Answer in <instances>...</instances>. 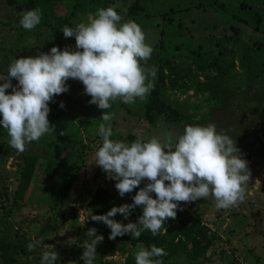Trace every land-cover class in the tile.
Returning a JSON list of instances; mask_svg holds the SVG:
<instances>
[{
  "label": "rangeland",
  "instance_id": "374dc122",
  "mask_svg": "<svg viewBox=\"0 0 264 264\" xmlns=\"http://www.w3.org/2000/svg\"><path fill=\"white\" fill-rule=\"evenodd\" d=\"M25 1L19 0V5L12 6L9 0H0V73L6 74L15 58L36 56L41 51L48 52L54 45L61 50L73 49L69 42L61 39L55 22L76 26L86 22L97 9L118 5L115 10L122 16L121 22H136L145 33L146 42L154 49L147 67L157 69L154 87L159 90L160 97L191 122L201 123L221 104L207 91H197L198 82L220 76L224 86L245 92L248 86L259 89L264 80V50L258 48L264 45L262 0H139L144 9L137 19L126 12L133 0H60L66 2L61 4L52 0V5L49 0H36L45 19L31 31L23 29L19 23L21 14L28 10ZM161 12L168 15L167 23ZM258 17L260 23L257 25ZM161 30H164L162 38ZM223 33H232L229 37L232 39L225 42ZM234 33L240 37H234ZM33 40L35 46L30 43ZM190 40L194 44L189 47ZM218 42L221 52L217 61L207 70L199 71L192 62L195 57L190 50L215 54ZM185 52L188 56H182ZM169 67L179 70V76L190 75V81L186 83L184 77L182 85L176 89H171L167 81L163 86L158 79L159 72L162 70L167 74ZM12 84L16 86L18 82L12 79ZM66 84L68 91L54 96L49 102L48 120L55 131L27 145L23 153L10 147L7 130L0 125V252L4 250V257L12 264H41L44 248L38 246L33 251L27 248L34 238H39L47 245V250L59 254L58 264H84L81 259L83 244L93 238L88 235V229L95 228L104 239L96 247L94 263L122 264L131 249L130 243L108 242L107 226L91 220L90 215L94 213L87 205L97 187L114 192L117 206L132 203V197L139 189L134 188L121 197L115 188L116 182L107 178L101 167L93 165L95 152L102 144L98 126L103 123L101 114L104 110L88 102L91 97L84 92L81 81L69 78ZM10 92V88L6 89V93ZM235 94L236 91L232 94L234 103L223 112L213 111L212 117L218 123L224 124L230 117L233 120L242 112L237 106L242 100ZM148 96L144 100L137 98L134 104H126L131 114L119 107V100L106 110L114 114L110 122L113 129L110 139L128 143L130 135L146 140L170 130L180 132L181 123L168 116L155 115L153 126L141 118V107ZM61 102L63 107H60ZM252 119L251 130L237 146L251 172L245 201L227 210H218L211 196L178 205L179 214L174 220L196 217L207 228L211 243L197 264H236L237 257L245 264H264V129L259 125L260 116L253 115ZM240 133L243 134V130ZM56 146L69 149L70 158L64 172L60 166L56 177L46 182L43 169L48 159L52 156L60 164L61 153L66 151L53 155ZM29 153L39 156L35 176L22 200L11 203L7 193L13 192L18 184L23 164L21 156ZM67 179L72 181V187L61 198V187ZM145 183L146 180L142 181L139 187H144ZM150 195L155 198V193ZM139 212L142 209L135 208L127 219L117 213L115 220L124 224L136 222ZM186 263V258L180 260V264ZM0 264H6L1 253Z\"/></svg>",
  "mask_w": 264,
  "mask_h": 264
},
{
  "label": "clouds",
  "instance_id": "9594fccd",
  "mask_svg": "<svg viewBox=\"0 0 264 264\" xmlns=\"http://www.w3.org/2000/svg\"><path fill=\"white\" fill-rule=\"evenodd\" d=\"M116 7L99 8L86 22L63 27L65 38L75 37L74 49L61 50L54 45L48 52L15 58L6 74L0 73V125L7 130L10 147L23 153L27 145L55 131L48 120L49 102L68 91L69 78L76 79L91 97L88 102L104 110L103 123L98 126L102 144L93 165L116 182L121 197L139 189L132 203L90 215L92 221L103 222L110 229L109 239L125 234L136 239L145 230L153 236L167 233L165 220L176 217L180 202L211 196L218 210L243 203L251 176L248 162L241 157L235 139L217 132L214 124L185 125L179 133L170 130L130 143L110 139L114 114L106 110L118 100L125 104L144 100L154 89L157 71L154 66L147 67L154 49L146 42L145 33L134 21L121 22ZM41 19L42 10L37 7L24 11L19 23L31 31ZM30 43L36 45L34 40ZM12 79L18 85L14 86ZM9 88L11 92L6 93ZM145 180L144 187H139ZM137 207L142 215L136 222L112 219L117 213L127 219ZM88 235L93 238L83 244L81 259L84 264H94L96 247L104 237L95 228H89ZM38 246L44 248L41 264H58L59 254L47 250L43 240L34 238L27 248L33 251ZM166 255L162 247H141L135 253V264H163L159 258Z\"/></svg>",
  "mask_w": 264,
  "mask_h": 264
},
{
  "label": "trees",
  "instance_id": "16d2710c",
  "mask_svg": "<svg viewBox=\"0 0 264 264\" xmlns=\"http://www.w3.org/2000/svg\"><path fill=\"white\" fill-rule=\"evenodd\" d=\"M38 1V0H37ZM50 5H52V0H49ZM58 3H66L65 1L60 0H54ZM10 5H19V0H9ZM24 5L30 9H35V6L37 5L38 8H42L41 5L36 0H26L24 2ZM144 9V6H142L139 2V0H133V2L127 7L126 12L128 16L133 17L134 19L138 18V13L141 11V9ZM53 11V10H52ZM162 18H164V21L167 23L166 19L168 15H166L165 12L160 13ZM147 15H149L147 13ZM166 16V17H165ZM261 17V16H259ZM256 18V24L258 25L260 23V18ZM45 19V18H42ZM56 27L59 28L60 31V37L62 40H65L69 42L73 49L75 48V37H68L65 38L62 32V28L65 26L74 28L75 26L67 23L66 25L62 26L61 22H55ZM232 29V26H231ZM237 29V28H236ZM238 34V30L236 32ZM226 38L225 42L229 41L232 38V33H223ZM237 34L234 33V37L239 38ZM161 38L164 35V30L160 31ZM214 38V36H213ZM222 39V40H223ZM191 41V40H190ZM194 44L190 43L189 47ZM217 53H202L200 54L197 50H190L192 54H194L195 58H192L193 64H195L196 68L199 71L207 70L214 62L217 61L219 53L221 50H219L220 43L217 44ZM188 47V48H189ZM259 49L264 50V45H259ZM257 48V49H258ZM258 49V50H259ZM188 56V52H185L182 56ZM211 60H208V57ZM245 56L248 57L247 50L245 53ZM206 60L208 62H206ZM169 73L165 74L161 70L159 73V81L163 86L165 85V81L168 82L171 89H176L178 85H182L183 78L188 83L190 80V75L186 74V76H179L178 71L173 68H168ZM211 79V78H210ZM204 82H198L196 85V89L199 92L207 91L212 98H216L221 104L213 111H221L225 108H228L230 105L234 103L232 95L235 91L239 95L242 102H239L238 109L242 110V112L235 118L227 119L224 121V124L218 123L214 117H212L214 112L212 111L210 116L207 117L205 120L200 122H191L190 119L184 115L180 114L176 110H174L168 103H166L159 95V90L154 87V89L150 92L146 102L141 107V118L148 124V125H155L156 124V116L165 115L171 118L173 121H179L181 123L180 132L183 131L185 125H199V126H207L208 124H214L216 126L217 132H223L227 135H229L232 139H235L236 145L242 141V137L247 135L249 131L251 130L250 127L253 126V115L260 116L261 122L259 125L264 129V80L261 82V87L257 90H254L252 86H248L247 90L245 92H241L239 88L232 89L228 86H224L223 84V78L217 77L216 79L210 80ZM182 80V82H180ZM121 109L123 108L124 111L127 114H131V110H129L123 102L120 103L119 106ZM256 111V112H254ZM156 115V116H155ZM246 126V124H248ZM245 124V126H244ZM228 130H232L229 132ZM240 130H243V134L240 133ZM264 132V130H263ZM239 135V136H238ZM136 140V137L134 135H130L128 139V143ZM58 146L54 147L55 150L52 151L53 155H57L61 153L63 150H66L65 152H62V159L59 161L60 164H57L54 158L52 156L48 159L47 163L45 164V167L43 169V174L45 176L46 182L54 179L56 177V173L58 171V168L62 166L61 171L64 172V168L68 165L69 161V149L64 148H57ZM55 153V154H54ZM23 164L20 169V175L18 179V184L13 192L7 193V199L12 202L20 201L24 197L25 193L27 192L33 177L35 176V169L37 166V162L39 160V156L34 155L32 153L26 154L21 156ZM72 187V181L70 179H67L63 186L61 187V198H64L70 191ZM116 194L114 192H111L110 190L102 187H97L95 191L93 192L89 202H88V208L96 215H101L107 213V211L110 210L111 207L117 206L115 201ZM179 214V207L177 208V215ZM142 215V212H139V216ZM176 215V216H177ZM112 219H116V216L112 217ZM164 227L167 230V233L163 235H156L153 236L150 231L145 230L141 233L139 238L133 239L130 235L125 234L123 236H118L115 239H109L110 229L107 227L105 229V234L107 237L108 242H114V241H124L129 242L131 245L130 251L127 253V256L124 258V261L122 264H135V253L141 248H150L152 245H155L157 247H162L167 255L160 257L163 261V264H180V260L186 258L187 263L186 264H197L200 257H203L205 253L209 249V245L211 241L207 237V228L206 226L196 217H181L178 218V220H174L173 218H168L165 220ZM1 256L2 260L6 264H12L4 257V250H1ZM96 264V263H94ZM98 264V263H97ZM101 264V263H99Z\"/></svg>",
  "mask_w": 264,
  "mask_h": 264
},
{
  "label": "built area",
  "instance_id": "2783aa9c",
  "mask_svg": "<svg viewBox=\"0 0 264 264\" xmlns=\"http://www.w3.org/2000/svg\"><path fill=\"white\" fill-rule=\"evenodd\" d=\"M236 264H245V263L243 262V260H241V259H239V258L237 257V262H236Z\"/></svg>",
  "mask_w": 264,
  "mask_h": 264
},
{
  "label": "crops",
  "instance_id": "0c3cea01",
  "mask_svg": "<svg viewBox=\"0 0 264 264\" xmlns=\"http://www.w3.org/2000/svg\"><path fill=\"white\" fill-rule=\"evenodd\" d=\"M263 1H264V0H262V2H261V3H263Z\"/></svg>",
  "mask_w": 264,
  "mask_h": 264
}]
</instances>
